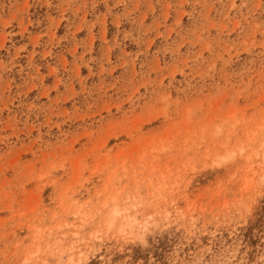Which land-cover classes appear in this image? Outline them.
<instances>
[{
  "label": "rangeland",
  "instance_id": "374dc122",
  "mask_svg": "<svg viewBox=\"0 0 264 264\" xmlns=\"http://www.w3.org/2000/svg\"><path fill=\"white\" fill-rule=\"evenodd\" d=\"M0 264H264V0H0Z\"/></svg>",
  "mask_w": 264,
  "mask_h": 264
}]
</instances>
